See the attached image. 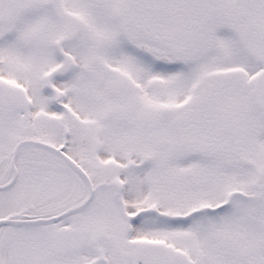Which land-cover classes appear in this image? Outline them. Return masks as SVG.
<instances>
[{"label":"snow or ice","instance_id":"1","mask_svg":"<svg viewBox=\"0 0 264 264\" xmlns=\"http://www.w3.org/2000/svg\"><path fill=\"white\" fill-rule=\"evenodd\" d=\"M0 264H264V0H0Z\"/></svg>","mask_w":264,"mask_h":264}]
</instances>
